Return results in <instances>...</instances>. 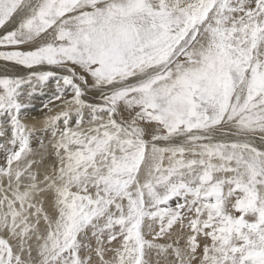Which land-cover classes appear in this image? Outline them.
I'll use <instances>...</instances> for the list:
<instances>
[{
  "label": "snow or ice",
  "instance_id": "6c2138e0",
  "mask_svg": "<svg viewBox=\"0 0 264 264\" xmlns=\"http://www.w3.org/2000/svg\"><path fill=\"white\" fill-rule=\"evenodd\" d=\"M0 264H264V0H0Z\"/></svg>",
  "mask_w": 264,
  "mask_h": 264
}]
</instances>
